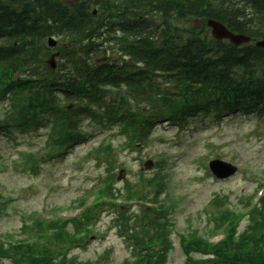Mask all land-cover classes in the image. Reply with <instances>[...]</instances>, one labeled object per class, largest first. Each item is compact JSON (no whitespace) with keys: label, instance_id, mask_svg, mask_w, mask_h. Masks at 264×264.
Instances as JSON below:
<instances>
[{"label":"trees","instance_id":"1","mask_svg":"<svg viewBox=\"0 0 264 264\" xmlns=\"http://www.w3.org/2000/svg\"><path fill=\"white\" fill-rule=\"evenodd\" d=\"M94 7L98 8L97 15L92 14ZM208 17L234 31L264 38V0H0V36L12 32L19 38L20 46L10 51L20 68L34 61L44 64L45 37L53 33L63 36L66 46L57 81L62 80L68 90L76 93L78 108L107 104L110 117L132 122L134 132L139 133L149 121L148 115H139L138 111L127 118L121 113L133 110L132 100L148 106L155 94L157 101L152 105L156 114L169 116L182 113L177 103L189 115L210 101H264V49L252 43L233 46L213 40L203 22L199 26L192 22ZM121 22L125 37L115 42L116 58L92 62L91 57L100 51L93 46V38L101 35L103 26H110L109 30ZM120 51L132 58V64L122 54L119 56ZM3 53L0 48V58ZM161 74L175 78L173 89L165 90V97L160 96L161 86L157 83ZM0 76L7 77V66L0 69ZM51 76L43 65L40 87ZM124 85L131 88L127 94L121 93ZM110 95L114 97L107 99ZM71 122L67 117L63 124L69 126ZM141 221L148 241L144 243V255L135 264H161L168 224L149 215ZM234 230L217 244L192 234L190 241H183V247L188 253L212 252L221 264H264V210L254 219L249 234L237 238ZM21 249L24 255L20 264H65L37 244H21ZM186 264L200 262L189 258Z\"/></svg>","mask_w":264,"mask_h":264},{"label":"rangeland","instance_id":"2","mask_svg":"<svg viewBox=\"0 0 264 264\" xmlns=\"http://www.w3.org/2000/svg\"><path fill=\"white\" fill-rule=\"evenodd\" d=\"M4 108L6 105L0 107V113ZM82 126L92 132L89 140L76 144L63 158L44 163L38 176L19 172L11 160L20 161L18 155L21 151L43 148L47 131L38 130L29 135L15 134L11 138L0 131V187L4 196L2 200L5 201L4 213L0 217V235L7 236L20 230L23 223L29 221L28 215L32 211L69 206L77 195L93 183L98 174L104 172V168H99L95 160L87 158V152L99 144L106 134L111 133L110 128L86 117ZM161 138L166 141H161ZM113 140L119 143L124 139L121 135H114ZM217 150L221 153L219 158L237 163L239 170L234 176L218 180L204 173L198 157L202 154L211 155ZM156 152L167 154L170 184L176 196L182 198V205L174 215L175 230H186L188 219L195 227L204 225L203 208L214 194L225 193L236 201L240 195L252 193L264 180L258 176L261 172L264 176V116L241 111L217 120L211 116L198 115L183 128L168 122L160 123L144 148H127L122 151L121 155L126 159L123 181H134L142 167L141 159L145 160ZM123 181L117 185L121 186ZM73 214L75 211L70 209V215ZM109 221L110 214L106 212L87 248L75 251L81 259H95L106 249L112 250L109 259L115 263L127 255L124 240L117 235L116 230H108ZM173 241L175 248L167 264H181L184 255L175 233ZM0 264L10 263L3 260Z\"/></svg>","mask_w":264,"mask_h":264},{"label":"water","instance_id":"3","mask_svg":"<svg viewBox=\"0 0 264 264\" xmlns=\"http://www.w3.org/2000/svg\"><path fill=\"white\" fill-rule=\"evenodd\" d=\"M209 24L212 25L214 27L213 30V34L217 37V38H222V37H229L233 42L235 43H240L242 41H244V37L241 35H234L232 34L229 30H227L221 23L216 22V21H209ZM217 165V163H215V166ZM232 171V170H229Z\"/></svg>","mask_w":264,"mask_h":264},{"label":"bare ground","instance_id":"4","mask_svg":"<svg viewBox=\"0 0 264 264\" xmlns=\"http://www.w3.org/2000/svg\"><path fill=\"white\" fill-rule=\"evenodd\" d=\"M10 7H11L10 4H8V5H7V12H9V13H10V10H11ZM9 9H10V10H9Z\"/></svg>","mask_w":264,"mask_h":264},{"label":"clouds","instance_id":"5","mask_svg":"<svg viewBox=\"0 0 264 264\" xmlns=\"http://www.w3.org/2000/svg\"><path fill=\"white\" fill-rule=\"evenodd\" d=\"M117 186H119V185H117Z\"/></svg>","mask_w":264,"mask_h":264}]
</instances>
